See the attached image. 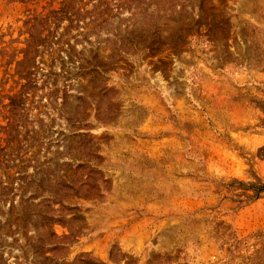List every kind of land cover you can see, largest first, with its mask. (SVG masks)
<instances>
[{"label": "rangeland", "instance_id": "1", "mask_svg": "<svg viewBox=\"0 0 264 264\" xmlns=\"http://www.w3.org/2000/svg\"><path fill=\"white\" fill-rule=\"evenodd\" d=\"M0 264H264V0H0Z\"/></svg>", "mask_w": 264, "mask_h": 264}]
</instances>
